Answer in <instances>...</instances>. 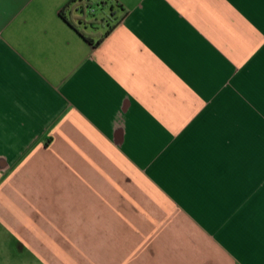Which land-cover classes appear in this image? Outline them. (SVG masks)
Wrapping results in <instances>:
<instances>
[{
    "label": "crops",
    "instance_id": "0c3cea01",
    "mask_svg": "<svg viewBox=\"0 0 264 264\" xmlns=\"http://www.w3.org/2000/svg\"><path fill=\"white\" fill-rule=\"evenodd\" d=\"M71 1L0 0V264H264V0Z\"/></svg>",
    "mask_w": 264,
    "mask_h": 264
},
{
    "label": "trees",
    "instance_id": "16d2710c",
    "mask_svg": "<svg viewBox=\"0 0 264 264\" xmlns=\"http://www.w3.org/2000/svg\"><path fill=\"white\" fill-rule=\"evenodd\" d=\"M96 1L99 2L101 4V6H106L108 5L110 2V0H72L71 3L69 4V6L75 7V9H79L82 12L85 13V8L86 7H91L92 2ZM61 15L73 26L77 29V31H79V33L81 35H83L86 39H89V41L91 40L90 38L86 37V35L80 31L77 28V25L75 24V22L73 21L71 16H66V14L64 13V11H62ZM79 20H82L79 18ZM109 32V31H108Z\"/></svg>",
    "mask_w": 264,
    "mask_h": 264
},
{
    "label": "rangeland",
    "instance_id": "374dc122",
    "mask_svg": "<svg viewBox=\"0 0 264 264\" xmlns=\"http://www.w3.org/2000/svg\"><path fill=\"white\" fill-rule=\"evenodd\" d=\"M85 10L88 17L101 18L103 16L104 7H102L99 2L93 1L91 7H86ZM109 16L107 17L108 21L110 20Z\"/></svg>",
    "mask_w": 264,
    "mask_h": 264
}]
</instances>
